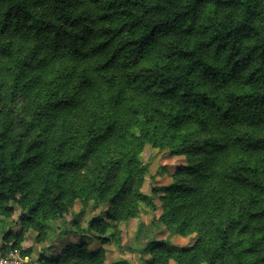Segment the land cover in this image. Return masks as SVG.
<instances>
[{
    "label": "trees",
    "instance_id": "16d2710c",
    "mask_svg": "<svg viewBox=\"0 0 264 264\" xmlns=\"http://www.w3.org/2000/svg\"><path fill=\"white\" fill-rule=\"evenodd\" d=\"M147 145L187 161L151 195ZM156 197L196 240L148 264H264V0H0L1 250L77 201L127 222ZM49 254L106 264L83 238Z\"/></svg>",
    "mask_w": 264,
    "mask_h": 264
},
{
    "label": "rangeland",
    "instance_id": "374dc122",
    "mask_svg": "<svg viewBox=\"0 0 264 264\" xmlns=\"http://www.w3.org/2000/svg\"><path fill=\"white\" fill-rule=\"evenodd\" d=\"M144 164L149 167V173L145 177V184L142 192L151 195L155 186H166L172 182L173 175L182 166L187 165L186 157L173 156L168 150H159L147 145L140 155ZM158 208L152 210L142 205L138 218L127 222L109 221L107 217L108 204H102L98 200H92L87 206L77 201L61 220L50 223L47 227L48 237L45 242H40L38 233L30 230L25 234L22 249L28 254L14 253L19 264H39L38 260L43 255L51 256L50 252L60 253L65 244L79 243L83 240L87 243L89 250H103L106 264H148L150 254L147 248L150 240L157 242L167 241L172 248H188L196 240V235L192 234L182 237L170 230L161 223L160 217L163 214L161 201L155 198ZM19 207L11 219V229L20 232ZM102 218L106 221V231L100 233L92 227L95 219ZM4 256H9L1 250ZM52 250V251H51ZM170 264H177L171 261Z\"/></svg>",
    "mask_w": 264,
    "mask_h": 264
},
{
    "label": "built area",
    "instance_id": "2783aa9c",
    "mask_svg": "<svg viewBox=\"0 0 264 264\" xmlns=\"http://www.w3.org/2000/svg\"><path fill=\"white\" fill-rule=\"evenodd\" d=\"M0 264H19V261L13 252L9 256H4L0 253Z\"/></svg>",
    "mask_w": 264,
    "mask_h": 264
}]
</instances>
